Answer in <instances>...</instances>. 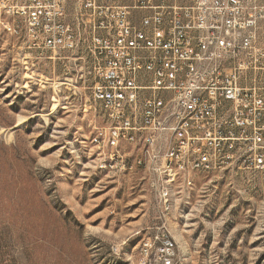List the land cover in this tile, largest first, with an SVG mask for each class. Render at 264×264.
Returning <instances> with one entry per match:
<instances>
[{"label": "built area", "instance_id": "built-area-1", "mask_svg": "<svg viewBox=\"0 0 264 264\" xmlns=\"http://www.w3.org/2000/svg\"><path fill=\"white\" fill-rule=\"evenodd\" d=\"M264 0H0V25L30 48L78 54L102 116L101 164L146 171L155 225L137 264H176L163 175L264 170ZM102 132L122 143L102 144ZM142 145L152 146L146 160ZM122 149V157L111 156ZM186 194L175 190L174 201ZM119 244L110 255H121Z\"/></svg>", "mask_w": 264, "mask_h": 264}, {"label": "rangeland", "instance_id": "rangeland-1", "mask_svg": "<svg viewBox=\"0 0 264 264\" xmlns=\"http://www.w3.org/2000/svg\"><path fill=\"white\" fill-rule=\"evenodd\" d=\"M92 83L78 54L30 48L0 25V264H137L158 222L153 194L140 166H99ZM192 177L170 179L174 198L186 194L168 218L178 264H264V170Z\"/></svg>", "mask_w": 264, "mask_h": 264}, {"label": "bare ground", "instance_id": "bare-ground-1", "mask_svg": "<svg viewBox=\"0 0 264 264\" xmlns=\"http://www.w3.org/2000/svg\"><path fill=\"white\" fill-rule=\"evenodd\" d=\"M102 144H112L115 143H122V135H116V133H109L105 132L101 137ZM99 156L103 157V149H99ZM142 152L145 155L146 160H154V149L152 146L149 145H142ZM111 156L113 157H122V149H111ZM101 166H111V164H101ZM112 166H120V162H113ZM130 166H137V160H130ZM193 183V178L187 180V185ZM172 190L170 189V175H163V202L166 203L165 208V215L166 219L168 220L170 214L174 208V196ZM167 235L170 239V242L174 244L175 251L177 254L176 264H178V244L176 239L172 236L171 229L168 225L167 227ZM147 237H143L142 239H146ZM123 241V240H122ZM127 244V240H124L119 244V251L123 249V247ZM141 257V242L139 244V259Z\"/></svg>", "mask_w": 264, "mask_h": 264}]
</instances>
